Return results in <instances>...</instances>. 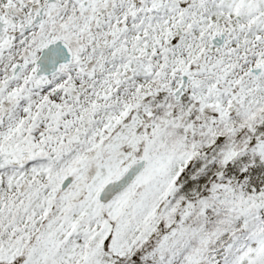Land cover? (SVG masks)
I'll list each match as a JSON object with an SVG mask.
<instances>
[{
	"label": "snow or ice",
	"instance_id": "6c2138e0",
	"mask_svg": "<svg viewBox=\"0 0 264 264\" xmlns=\"http://www.w3.org/2000/svg\"><path fill=\"white\" fill-rule=\"evenodd\" d=\"M0 264H264V0H0Z\"/></svg>",
	"mask_w": 264,
	"mask_h": 264
}]
</instances>
